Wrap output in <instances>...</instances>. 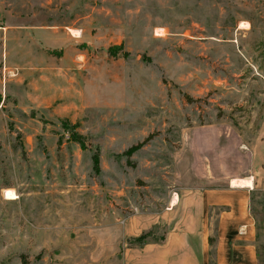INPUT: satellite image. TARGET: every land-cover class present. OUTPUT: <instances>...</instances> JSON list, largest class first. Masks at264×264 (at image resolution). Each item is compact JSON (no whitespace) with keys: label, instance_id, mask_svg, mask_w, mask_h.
Segmentation results:
<instances>
[{"label":"rangeland","instance_id":"374dc122","mask_svg":"<svg viewBox=\"0 0 264 264\" xmlns=\"http://www.w3.org/2000/svg\"><path fill=\"white\" fill-rule=\"evenodd\" d=\"M193 171L254 175L264 264V0H0V264H115Z\"/></svg>","mask_w":264,"mask_h":264},{"label":"crops","instance_id":"0c3cea01","mask_svg":"<svg viewBox=\"0 0 264 264\" xmlns=\"http://www.w3.org/2000/svg\"><path fill=\"white\" fill-rule=\"evenodd\" d=\"M189 181L200 185L191 188ZM253 181L252 173L182 175L173 204L151 223L148 213L124 219L127 243L115 264H257L250 211ZM151 229L152 239L140 242Z\"/></svg>","mask_w":264,"mask_h":264},{"label":"trees","instance_id":"16d2710c","mask_svg":"<svg viewBox=\"0 0 264 264\" xmlns=\"http://www.w3.org/2000/svg\"><path fill=\"white\" fill-rule=\"evenodd\" d=\"M145 142H146V139L143 140V141H141V142H139V143H137V144H133V145H131V146L125 151L126 155L129 156V155H130L135 149H137V148L141 147L142 145H144ZM98 162H99L98 158H95V163H96V165H98ZM250 202H251V201H250ZM250 211H251V207H250ZM251 213H252V211H251ZM252 216L254 217L253 213H252ZM254 218H255V217H254ZM141 238H143V234L140 236V239H141ZM254 245H255V243H254ZM255 249H256V245H255ZM256 258L258 259L257 249H256Z\"/></svg>","mask_w":264,"mask_h":264},{"label":"bare ground","instance_id":"6f19581e","mask_svg":"<svg viewBox=\"0 0 264 264\" xmlns=\"http://www.w3.org/2000/svg\"><path fill=\"white\" fill-rule=\"evenodd\" d=\"M244 24V23H243ZM5 196L8 198L14 197L15 192L12 189H6L4 192Z\"/></svg>","mask_w":264,"mask_h":264}]
</instances>
